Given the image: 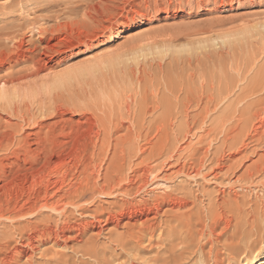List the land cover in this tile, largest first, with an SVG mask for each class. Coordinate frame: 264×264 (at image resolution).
Here are the masks:
<instances>
[{"label": "bare ground", "instance_id": "obj_1", "mask_svg": "<svg viewBox=\"0 0 264 264\" xmlns=\"http://www.w3.org/2000/svg\"><path fill=\"white\" fill-rule=\"evenodd\" d=\"M163 1L166 3L168 0ZM171 9H166L167 15L176 17L178 13L172 12ZM132 27L121 32H130ZM17 32L10 38L13 43L10 46L4 45L2 38L0 39V72L6 64H10L13 57L22 56L26 49L24 36L20 31ZM195 36L196 28L191 27L177 33L175 37L168 38L169 43L165 39L163 42H171V45L167 44L168 50L182 52L189 48L191 38ZM221 41L223 42V39ZM156 43L155 47L159 51L164 48V44L162 46ZM223 43L225 47V42ZM161 46L163 48H160ZM220 46L221 44L218 47ZM50 47L49 44L43 46L45 49L42 54H47L49 49L53 50ZM217 48L215 47L216 50ZM30 51L36 56L37 52L41 53L39 50ZM207 57L212 58L210 54ZM216 58L221 59L220 55ZM185 60L181 61L183 64L175 62L169 69L174 73L175 69L178 70V82L175 79L178 77L173 78V75L171 78L165 72L168 82H165L166 87L161 84L164 86L163 90L139 84L143 88L133 93L135 96L141 95L137 99L133 98L134 107L124 101L129 104L127 114L120 117L126 116L128 121H124V117L119 120V112L118 119L115 117L118 122L99 114L95 118L87 116L88 118L75 129L67 126L65 118L51 123L41 121L40 124L37 122L39 117L31 119L23 113H15L18 122L4 124L0 113V167L18 165V161L23 157L28 160L24 165H18L15 176L0 175V264H185L187 260H193L195 255H205L210 264H264V243L259 246L262 244L255 245L250 242L255 230L263 232L264 236V216L257 217L264 209L262 207L261 210L262 205L260 202L257 204L256 199L254 202V199L243 196L239 191L244 190L246 180L249 183L248 178L254 172L264 171V152L253 150L252 153L257 157L253 159V155L244 154L246 141H242L238 146L239 137L244 131L246 138L252 142L261 140L263 133L260 128L264 121V69L256 72L253 77L239 75L237 80L233 78L235 75L230 77L220 72L224 77L214 80L212 76L209 83L205 87L201 86L199 90V85L195 83L199 80L198 59L196 64V59ZM20 72L0 75V107L4 106L5 109L7 104H11L10 107L13 108L12 101L5 105L1 101H5L10 95L9 84H16L15 87L19 85V88L22 86ZM144 74L146 73L141 74L142 78L139 77L143 81ZM185 78L189 81L184 82ZM245 79L248 81L246 87L240 88L238 92L234 91L237 83ZM19 88L12 89L11 95L16 97ZM129 95L128 97L131 96ZM230 96L234 99L230 100ZM252 96H257V99L249 100ZM225 99L230 100V104L232 102L234 105V102L239 101L242 105L239 108H228L225 114L222 113L224 117L221 116L218 121L222 127L226 121H232V115L237 119L222 128L225 133L220 143H223V147L219 149V146L212 145L216 139L212 134L215 132L213 127L205 129L204 132L200 128L205 116L215 110L213 106L218 107ZM7 107L6 110L2 108L6 113ZM16 107L18 105H15ZM56 107L52 112L42 113L43 116H47L46 119L49 116L52 118L54 114L61 117L62 110ZM15 108L13 110L17 109ZM45 108L46 106L44 110ZM159 109L162 114L155 116V111ZM13 110H10V113ZM83 112L84 110L81 115ZM125 113L126 111H123L122 114ZM247 114L248 118H244ZM253 118L260 119V122L257 121L258 124L256 122L250 127ZM9 120L5 121L10 122ZM45 123L48 127L45 135L36 138V147L32 148L29 144L31 132H27V128L34 124L45 130ZM194 125L200 126L199 133L197 129L193 130ZM219 125L217 127H220ZM80 129L88 134L92 133L93 136L85 143L82 154L77 155L71 148L73 151H69L74 152L73 156L67 157L64 150L69 143L68 139ZM219 137H223L221 133ZM76 141L78 142L77 139ZM244 159L250 163L245 165L243 172L237 176ZM151 177L156 181H165V187L151 188ZM233 177L236 179L233 180ZM251 179L254 181L256 178ZM253 181L251 185L254 184ZM260 182L252 186L258 191H264V184H261L263 188H258ZM261 199H264V196ZM242 214H245L244 218L240 217ZM219 227H222L224 232L232 229V233L225 239L227 242L221 244L222 246L216 245L220 244L221 240L214 237ZM217 234L220 236V233ZM244 239L247 241H243ZM45 245L48 246L46 250L43 249ZM217 246H221L222 250L212 255ZM47 250H52L51 256H48ZM153 251L156 253L154 257L143 258ZM205 261L202 260L200 264H209Z\"/></svg>", "mask_w": 264, "mask_h": 264}, {"label": "rangeland", "instance_id": "obj_2", "mask_svg": "<svg viewBox=\"0 0 264 264\" xmlns=\"http://www.w3.org/2000/svg\"><path fill=\"white\" fill-rule=\"evenodd\" d=\"M111 1L115 3H111ZM113 4H115L116 6ZM178 5L180 7H178ZM154 7L156 8L154 9ZM168 8H172L171 11H176L178 15L176 17H170L169 15H167L166 9ZM98 9L104 11V13H101L102 11L99 12ZM130 27H132V30L130 32H121L122 30ZM191 27L196 28V36L191 38V42L195 43H191L189 48L182 52H174V50H168V46L171 45V42L170 44H168V38L175 37L177 36V33ZM41 28L43 30H47L48 32L45 30L41 31ZM14 30L16 31L13 32ZM5 31L7 32L5 33ZM19 31L24 36L22 37L24 38L26 49L23 51L22 56L13 57L10 61V66L6 64L4 70L0 72V75H5V73L8 72H13L11 74H14L15 72L16 74L18 71H21L20 74L22 73V86L19 88V85L18 87H15L16 84H13L14 86L12 84H9L10 86H8L11 89L10 95L8 96V98H5V101H1V103H3L4 105L12 101V103H14L12 104V106L14 105L13 108H15V105H18V107L20 108L16 107L17 109L15 108L16 110H13V108L10 107L11 104L10 106L9 104H7L9 108L6 106V113V111H4L6 110V107L5 109L4 106L0 107V113L3 117L2 122L4 124H13L18 122V117L15 116V113L26 114L28 115V118L31 119L32 117H39L38 119L36 118L37 122L39 123L41 121H47L51 123L56 121L57 119L61 120V118H65V122H68L67 126L70 125L69 127H73L75 129H77L79 125H81V122L84 119H87L88 117L95 118L99 116V114L103 117L105 116L104 118H108V120L112 119L113 122H115L118 117L119 120H121L120 118L124 117V121H128L126 116H120L127 114V108L129 104L130 106L134 107L133 98L137 99L141 96H135V94L133 93L143 88L141 87L142 85L148 88L154 87L156 89L161 88L163 90L164 86L166 87L165 84L168 82L166 74L170 75L171 78L173 77V75V78L178 77V75H176V72L178 70L175 69L176 71L174 73L173 70L169 71L170 67H172L175 62L183 64L182 62H185V59L187 58H190L191 60L192 58L194 60L196 59L194 62L195 64L197 63L198 59L199 80H196L195 83L199 85V90L201 89V86L205 87L209 83V79H211L212 76H214V80L215 78L219 79V77H222V72L224 73V75L226 74L228 76L235 75L233 78L237 80L239 75L243 76L246 74L247 76L253 77L256 72L264 69V0H168L166 3L163 0H0V35L2 36L3 34V36L0 37V39L2 38L3 40L1 41L4 43V45L10 46V44L12 43V40L10 38L13 36V33H20ZM9 32L11 33V35ZM39 32H45V34ZM221 36L223 42H225V47L224 43L221 41L222 39H220ZM215 37H217V39ZM194 38H196V40ZM164 39L167 40L168 46L167 44H164ZM154 42L159 45L162 44V46L164 44V48L161 46L160 48L163 49L159 51L158 48L155 47ZM214 42L215 44L217 43L216 46ZM53 43L55 44V46ZM218 43L221 44L220 47H218ZM47 44H49L51 46L50 48L53 50L49 49V52L47 54H42V51L45 49L42 47ZM178 44L180 45V43ZM212 44H214L216 48L218 47L219 50L218 48L216 50L215 47L212 46ZM35 46L37 48H35ZM165 46L167 50H165ZM191 47L192 50H190ZM174 49L178 48L174 47ZM213 49L215 51H213ZM30 50H35V52L39 50L41 51V53L37 52L38 55L36 56ZM145 52L146 54H144ZM170 52H172L173 57ZM209 54L210 56H212V58L207 57V55L209 56ZM219 55L221 58L220 60H218L219 58H216L217 56L219 57ZM217 60L220 62H218ZM215 67L217 68V70ZM219 68L221 70H218ZM143 72L146 73L144 74L145 81L141 79V74ZM188 72H190V70ZM188 72L186 71L185 77H187ZM26 76L27 78L25 79ZM161 79L162 82H160ZM175 79L176 82H178L180 80V77ZM188 81L189 80L185 78L184 82ZM247 82L248 81L246 79L242 82H238L237 87L234 89V91L238 92L240 91V88L246 87ZM158 83L160 85H158ZM162 83L164 86L161 85ZM15 88H19L17 92L18 97L16 96L17 98L14 97L15 95H11L12 89ZM22 93L24 94L22 95ZM128 95L130 97H128ZM132 95L134 96L132 97ZM158 96L161 97V95ZM9 97L11 98L9 99ZM250 98L251 99L249 100L254 101L257 99V96H252ZM20 99H22L23 102ZM233 99L234 97L230 96V100ZM230 100L225 99V101L222 102L223 104H219V108L217 106H213V109L215 108V110H212L209 113L210 115L208 114L209 116H205L204 121H201V128L199 125H194L193 127L194 131L195 129H197L198 131L200 128L201 130H203V132L205 131V129L213 127L212 130L213 132H215L212 134L216 136V139L213 140L214 143L212 142V145L214 147L219 146L217 147L219 149H221L220 147H223V143H220L224 139L225 129L222 128L234 122L235 120L233 119L237 118H234L235 116L232 115V121H226L227 123H225L226 125L224 124V127H222L223 125H219L218 121L221 119V116L224 117L223 114H225V112H227L229 109L236 106L237 108H239V106L241 107L242 105V102L236 101L237 103L234 102V106L232 102L230 104ZM124 101L125 103L129 104H125ZM16 102H18V104ZM19 102H21V106L19 105ZM71 102L73 104H71ZM51 103L56 105L53 106ZM60 104L64 105L61 106ZM47 105H51L52 107L50 106V108ZM57 105H59L60 107L59 110H62L61 117H57V115L55 116L54 114L52 118L49 116L48 119H46L47 116H45V118L43 114L47 113L48 111L52 112ZM123 105L125 106V109ZM45 106L46 112L44 110ZM59 107L57 106L56 108ZM62 108L65 110H63ZM9 109L13 111L10 113ZM24 110L27 113L31 111V113L27 114L26 112H24ZM82 110H84V112L81 115ZM63 111H65V113ZM123 111H126V113L122 114ZM161 112L162 110L160 109L155 111V116L161 115ZM108 113L109 116H107ZM110 113L112 115H110ZM111 116L113 117L110 118ZM248 116L249 114L244 116V118H248ZM115 117H117V119ZM7 119H11L9 120L10 122L5 121ZM39 119L40 121H38ZM253 119L254 120L251 121L250 127L257 121L260 122V119ZM119 120H117L116 122H118ZM258 122L256 124H258ZM262 124V126H264V121L262 122ZM217 125H219L221 129L220 127H217ZM262 126L260 128V132L263 133L261 140H255L254 142H252L251 139L246 138V135H244L245 131L241 134V136L244 135L245 140H243L244 137L241 136L238 140L240 141L238 143V146L241 145L242 141H246L247 146L243 149L244 154H250V156L253 155L251 157L253 159L257 158L252 153L253 150L254 152H257L258 150L260 151V153L264 152V127L262 128ZM40 128V125L34 126V124L30 125V127L27 128V132H31V136L29 137V144L32 148L36 147V138L39 139L40 136L43 137L45 135V131L48 129L46 123L44 124L45 130H42ZM218 129L223 132H220ZM82 132V129H80L78 132L74 133L70 139H68L69 143L67 146H65L64 150V154L67 155V157H70L71 155L73 156L74 152L77 155L82 154L85 143H87L89 141L88 139L93 136L92 133L88 134L87 132ZM199 132L200 131H198V133ZM78 133H80L79 136L81 135V133L82 135L79 137ZM220 133L223 137L218 138V136H220ZM76 134L77 136H75ZM76 139L78 140V142L76 141ZM192 140L195 139L192 138ZM78 143L79 145H76ZM71 148L74 149V152H72L73 149ZM69 149H71L72 151H69ZM25 161L26 158L23 157L18 161V165H24ZM242 161L243 164H241L237 176L243 172V170L245 169V165L250 163V161H245V159ZM18 165H12V167L5 166L4 168L0 167V175L8 174L9 176H15L16 171L18 170ZM255 173L257 172H254V174L250 177H255L256 179H254L253 181V179L249 177V183L246 180L245 184H247L245 185L244 190L239 191L240 193H243V196L246 195L249 199H254V202L257 200V204L258 202H260L259 204L262 205L260 206L262 210V207L264 209V199H261V197L263 198L264 191H262L261 189L263 188L261 184H264V171H261L262 174L258 172L256 175L257 177L255 176ZM232 179L235 180L236 178L233 177ZM160 180L161 179L156 181V179L153 180V177H151L149 180L151 182L150 187L153 189L157 187H165V181ZM173 180L175 181V179ZM260 180H262V183L260 182ZM251 181H253L254 184H257V182L259 184L260 182V186L258 188L261 190L258 191L256 187L253 188L254 186L252 185L254 184L252 183L251 185ZM251 188L255 190H252ZM257 191L260 197L258 193H255ZM257 195L260 199L257 197ZM263 214L264 210L258 213L257 217H262L264 216ZM244 215L245 214H242L240 215V217L244 218ZM219 228L217 229L218 231L214 234V237H219V240H221L219 241L220 244L217 243L216 245H223L225 244V239L228 238V234L230 235V233H232V229L229 230L230 232H224V230L221 229L222 227ZM217 233H220V236ZM250 239L251 243H255V245L261 243L262 245L259 246H263V232L261 233V231L255 230ZM243 241L247 240L244 239ZM45 246L46 247H43V249H48V246ZM221 246H217L218 248L215 249L212 255L222 250L220 249ZM58 250L62 251L63 249L58 248ZM51 252L52 250H47L48 256L52 255ZM258 252L260 253V251ZM133 254H135V252ZM148 254L149 255H144L143 258L146 259L152 256L154 257V254L156 253L155 251H153L152 253ZM48 256L46 257L48 258ZM198 258H203L202 260H206V263L208 261V258H206L205 255L201 257L199 255H195L194 257H192L193 260H187L185 264H200L202 260L200 261V259ZM208 263L210 264V261H208Z\"/></svg>", "mask_w": 264, "mask_h": 264}]
</instances>
